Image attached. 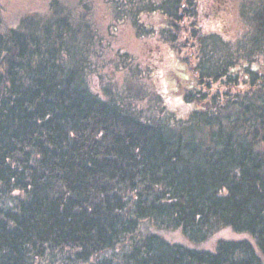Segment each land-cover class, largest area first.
Here are the masks:
<instances>
[{"label": "trees", "instance_id": "trees-1", "mask_svg": "<svg viewBox=\"0 0 264 264\" xmlns=\"http://www.w3.org/2000/svg\"><path fill=\"white\" fill-rule=\"evenodd\" d=\"M107 2L111 37L127 24L177 53L172 89L121 50L122 81H104L113 46L89 6L0 18V264H264L248 241L161 235L229 228L264 258V0L243 4L235 42L202 30L196 0ZM178 90L189 111L169 108Z\"/></svg>", "mask_w": 264, "mask_h": 264}, {"label": "rangeland", "instance_id": "rangeland-1", "mask_svg": "<svg viewBox=\"0 0 264 264\" xmlns=\"http://www.w3.org/2000/svg\"><path fill=\"white\" fill-rule=\"evenodd\" d=\"M51 0H0V18L3 22L4 27H15L19 21L27 14L34 12H46L49 8ZM69 3L78 13H87V8L85 5L90 7L89 16L98 27V31L101 37L106 42H111L113 49L107 56L106 62L102 63V71L100 72L103 76L104 81L114 80L117 82L122 81V74L119 71H115L114 67L109 60L113 59L116 55V51H126L136 59H138L143 65H148L154 68V71L159 72L157 76L153 78L155 81L157 90L164 94L172 89L171 82H169V76H172V72L176 73L178 56L175 52L171 55L172 49L169 46H164L157 37L148 36L146 38L139 37L136 32L126 24L120 25L117 31V36L111 37L109 34V29L107 28L109 24V19L113 18L112 11L110 9L109 2L107 0H63ZM110 1V0H109ZM201 11L200 25L202 30L209 32H218L225 39L230 41H237L241 39L247 32L249 28L245 24V20L242 15V6L244 3L255 0H229L230 9L221 15V20L224 24V31H217L218 27L215 26L213 21V14L211 16H206L207 9L209 8V0H196ZM246 11H248L246 9ZM113 20V19H112ZM190 24L188 23V26ZM190 27V26H189ZM184 47V46H183ZM185 48V47H184ZM191 47H186L185 58L188 57V73L190 78H194V65L195 61ZM102 79L99 78V74L94 76V82L96 87H100ZM181 91H174L169 93L166 98V102L170 109L181 112L189 111V106L185 104L183 98L181 97ZM164 239L172 244H177L184 246L189 249L214 252L216 250V244L219 241H248L253 244L257 253L262 258L264 263V258L262 257L253 237L248 233H237L232 229H223L215 233L207 242L195 243L188 241L181 231L176 233L161 234Z\"/></svg>", "mask_w": 264, "mask_h": 264}, {"label": "flooded vegetation", "instance_id": "flooded-vegetation-1", "mask_svg": "<svg viewBox=\"0 0 264 264\" xmlns=\"http://www.w3.org/2000/svg\"><path fill=\"white\" fill-rule=\"evenodd\" d=\"M209 8L207 9L206 16H211L213 14V21L215 26L218 27L217 31H224V24L221 20V15L226 13L230 9L229 0H209Z\"/></svg>", "mask_w": 264, "mask_h": 264}]
</instances>
